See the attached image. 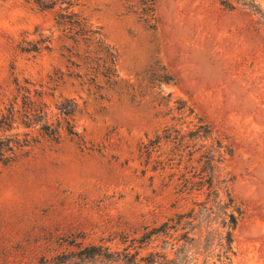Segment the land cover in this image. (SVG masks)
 Wrapping results in <instances>:
<instances>
[{
    "label": "rangeland",
    "instance_id": "374dc122",
    "mask_svg": "<svg viewBox=\"0 0 264 264\" xmlns=\"http://www.w3.org/2000/svg\"><path fill=\"white\" fill-rule=\"evenodd\" d=\"M149 2L0 0V264L187 211L264 264V0Z\"/></svg>",
    "mask_w": 264,
    "mask_h": 264
},
{
    "label": "trees",
    "instance_id": "16d2710c",
    "mask_svg": "<svg viewBox=\"0 0 264 264\" xmlns=\"http://www.w3.org/2000/svg\"><path fill=\"white\" fill-rule=\"evenodd\" d=\"M34 1L40 4V0ZM148 4L153 6L154 0H150ZM52 5L53 3L47 7H52ZM74 15L76 14L69 13V16ZM63 23L70 27L73 25L72 20ZM99 40L107 46L101 36ZM60 111L65 115H70L73 109L63 108ZM39 130L49 133L48 125L42 123ZM51 135L56 137V130ZM25 145H30L26 139L20 141L19 138L12 140L3 137L0 138V153L14 152ZM231 217V228H233L235 219ZM195 219V213L192 211L177 212L155 226L145 227L141 236L130 237L129 234H124L120 240L121 249L110 250L109 247L99 244L77 245L76 251L54 256L52 264H68L69 262L90 264L97 258L114 264H229L233 253L230 230L227 231L223 241L218 244L210 236L202 240L200 223L195 222ZM213 233L209 231L207 235ZM155 242L156 244L153 245L152 243ZM151 245L153 249L147 250ZM143 250L146 252H142ZM169 252H171L170 256Z\"/></svg>",
    "mask_w": 264,
    "mask_h": 264
}]
</instances>
